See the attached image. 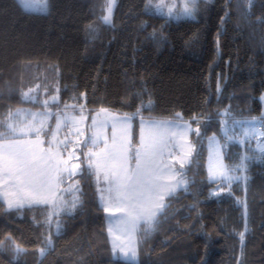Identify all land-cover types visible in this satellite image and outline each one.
Here are the masks:
<instances>
[{"label":"trees","instance_id":"trees-1","mask_svg":"<svg viewBox=\"0 0 264 264\" xmlns=\"http://www.w3.org/2000/svg\"><path fill=\"white\" fill-rule=\"evenodd\" d=\"M48 2L42 13L0 0V123L40 105L24 93L58 89L54 112H127L135 140L142 117L179 113L200 132L187 191L168 197L153 229H137L139 263L113 255L100 183L83 166L62 184L79 181L71 215L45 204L8 210L0 198V264H264V149L228 141L221 127L264 118V0H200L177 20L153 14L149 0H118L112 24L102 20L107 0ZM211 135L230 181L208 179Z\"/></svg>","mask_w":264,"mask_h":264},{"label":"snow or ice","instance_id":"snow-or-ice-1","mask_svg":"<svg viewBox=\"0 0 264 264\" xmlns=\"http://www.w3.org/2000/svg\"><path fill=\"white\" fill-rule=\"evenodd\" d=\"M18 3L28 11L39 9L41 12L47 11V0H18ZM197 0H187L183 6L181 15L193 17L196 11ZM115 6V0H108L107 14L103 16L105 24L111 23L112 10ZM158 9L163 7V4H157ZM172 8L168 9L169 15H172ZM25 97L28 93L23 94ZM52 103H57L58 98L53 96ZM151 103V102H149ZM47 108L49 101L43 102ZM65 108L74 107V105H64ZM103 111V110H102ZM20 112L17 110L16 116ZM31 116V121L24 123L23 121L13 120V113L9 112L6 124L0 123V188L4 189L0 193L2 198L8 205V208L21 207L25 203L28 204H45L59 208L71 215L72 211L79 203V197L73 195L72 200L66 201L61 193L63 192H79V181L75 185H70L69 188L61 189V185L65 183V177L71 180L81 171L79 163H72L73 160H80V155L76 152L74 146L72 151L68 152L67 159H64L60 149L63 145V150L67 151L71 141H59L55 147L52 146V141L49 142V147L44 149L41 145L44 143L39 140V135L44 129L47 119L52 117L51 112L44 113H28ZM39 119V127H37V118ZM176 119H182L179 113L176 114ZM55 128L59 130L62 124L67 125L69 121L75 126L78 124L74 118L68 117L66 114H55ZM93 126L97 131L93 133L90 139L91 148L88 152L82 153L87 160L89 173L94 174L97 181L100 179L101 173L107 189H98L107 191L108 201L114 202V206L121 216L117 218L115 227L117 230L134 231L140 222L148 226V229H153L156 225L157 216L167 206L164 203L166 196H171L177 188L183 187L187 191V181H175V170L164 162V149L167 147L168 134L175 136L177 132L190 131V125L174 123L173 121H150L145 125L142 121V133L144 127L148 129V139L142 134L141 145L135 150L134 157L129 155L130 148L124 144L117 145L114 143L111 148L108 147L105 141V148L99 152L93 151V148L98 147L101 139L100 129L103 128L106 121H101L99 124L95 119L92 121ZM23 124V126H21ZM116 123L113 124V127ZM199 134V129H196ZM30 133H35L37 139L26 140L21 137H27ZM83 133L77 128V135ZM247 135V133H245ZM56 133L52 132L53 141H55ZM243 142V141H241ZM88 142H86L85 146ZM191 155V151L187 153ZM135 160V168H131L130 161ZM185 160H181L180 167H184ZM242 166V165H241ZM217 177L226 178V170L222 164L217 163L215 166H210V179ZM175 181V182H174ZM217 193H213L216 195ZM101 199H105L101 196ZM105 211H109L106 207ZM59 231V225L57 226ZM243 240V234H241ZM17 251L22 249L17 246ZM41 255L44 254V249H41ZM135 252L132 253L134 258Z\"/></svg>","mask_w":264,"mask_h":264},{"label":"rangeland","instance_id":"rangeland-1","mask_svg":"<svg viewBox=\"0 0 264 264\" xmlns=\"http://www.w3.org/2000/svg\"><path fill=\"white\" fill-rule=\"evenodd\" d=\"M108 1V0H107ZM200 0H197V2ZM187 2V0H149L148 2V8L150 11L158 15H164L168 18L177 20L180 18H187L188 16L181 15L183 6ZM118 0H115V6L112 10V17H111V23H113V17L115 14V8L117 6ZM163 4L162 8H157V4ZM108 4V2H107ZM107 4L105 7V13L107 14ZM172 8V15H169L168 9ZM33 11V10H31ZM49 11V2L47 0V11ZM34 12H41L39 9H34ZM45 13V12H42ZM102 16V18H103ZM103 20V19H102ZM53 96H56L58 98V102L60 101V95L59 90L56 89L55 92L52 93V95H47L40 97L39 94H31L28 95L26 99H31L33 102L40 101V105L35 107L34 106H27L20 110L21 118H15V120L23 121L24 123H27L31 121V116L26 115L28 113H44V112H51L53 115L51 118L47 119L44 129L41 131L39 135V140L43 141L44 143L41 145L42 148L47 149L49 147V142L52 141V146L55 147L56 143L59 141H71L68 145L67 151L63 150V145L60 146V151L64 159H67L68 152L72 151L73 147H76L77 154L80 155V160L76 161L73 160L72 163H79L81 166V171L83 169V166H87V160L82 155V153L88 152L89 148H91L90 139L93 136V133L97 131V128L93 126V119L99 122L106 121L103 128L100 129L101 139L99 141V145L96 148H93V151H101L105 148V141H107V145L109 148L112 147L114 143V137H115V143L117 145L124 144L127 147L130 148L129 155L134 157L135 150L140 147L141 145V136L143 134L145 141L148 139V129L147 127H144L143 133H142V121L145 122V125L150 121H173L174 123H180V124H188L190 125V131L186 132H180L179 130L174 129L173 131L177 132V135L173 136L171 133L168 134L167 138V147L164 149V162L169 164L174 170V176L175 181L179 180H186L187 185L188 181L187 178L184 176V172L187 170V166L192 162L193 154H194V143L192 141V133L196 132V129H199V126L195 123L176 118H140L138 121V133L137 140L134 139V121L133 117L129 114L122 113L121 111H116L110 108H100L95 111H90L87 109H83L82 106H79L78 109L76 108H67V109H61L55 110L54 103H52L51 98ZM262 102L264 104V94L261 96ZM45 100L49 101V105L46 108L43 104ZM103 110V111H102ZM60 113L62 116L67 115L70 118H74L76 121H78V124L73 126L71 121L67 125L62 124L61 128L59 130H56L55 124V114ZM42 117L37 118V127H39V119ZM116 123V126L113 127V124ZM23 126V124L21 125ZM222 132L223 135L228 139V141H244L247 138L255 139V145L258 149H264V118H260L259 120L255 119H235L233 121H223L222 122ZM77 128L82 132V135H77ZM55 131L56 137L55 141H53L52 138V132ZM200 132V129H199ZM197 133V132H196ZM247 133V135H245ZM21 139L26 140H33L35 141L37 139V136L35 133H30L27 137H21ZM87 145L85 146V144ZM207 148L208 149V155H207V172H208V179L211 181L217 180V179H224V180H231V176L229 172L226 170V166L224 163L223 158V149H222V143L220 141V138L217 135H211L207 139ZM191 151V155H187V153ZM181 160H185L184 167H180ZM217 163L222 164L224 166V169L226 170V178L225 177H217L216 179H210V166H215ZM131 168H135V160L132 159L130 161ZM80 171V172H81ZM174 181V182H175ZM100 183L101 189H107L108 185L105 183L103 178V173L100 175V179L98 181ZM71 184L70 182L67 185H61V189L69 188ZM79 188V187H78ZM184 189L183 187H179L176 189V191L173 193H177L179 190ZM222 189L218 188L215 189L214 193H220ZM4 189L0 188V193H2ZM65 192H63L64 194ZM69 196L67 199L70 202L73 198V195H77V192H67ZM101 196L103 195L105 199H101V203L104 208H108L109 211H106L108 215V230H110V237L111 242L114 250V256L134 261L139 263V252L137 248V229L140 225V222L136 229L134 231H128V230H117L115 227L116 220L121 216V213L118 212L114 206V202H109L107 197L108 193L107 191H101ZM172 194V195H173ZM62 195V194H61ZM63 199L65 196L62 195ZM79 197V196H78ZM168 197L166 196L164 203L167 204ZM2 199V198H1ZM2 201H4L2 199ZM67 201V200H66ZM5 202V201H4ZM5 204H7L5 202ZM36 205V204H31ZM28 203H25L21 207H14L9 209L8 205H6V208L8 210H14L17 208H22L25 206H31ZM50 205V204H49ZM52 206V205H51ZM59 210V208H55L54 210ZM59 224H55L54 227L56 228V232L58 230L57 226ZM135 252L134 258H132V253Z\"/></svg>","mask_w":264,"mask_h":264}]
</instances>
